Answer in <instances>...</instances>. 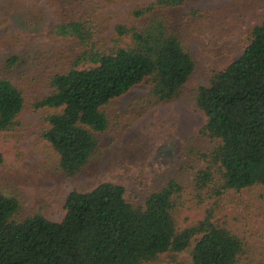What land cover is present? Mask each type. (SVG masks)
I'll list each match as a JSON object with an SVG mask.
<instances>
[{"label": "trees", "instance_id": "obj_1", "mask_svg": "<svg viewBox=\"0 0 264 264\" xmlns=\"http://www.w3.org/2000/svg\"><path fill=\"white\" fill-rule=\"evenodd\" d=\"M93 0H61L63 21L53 39L75 40L81 53L72 67L48 79L52 92L32 106L47 110L43 139L59 158L58 169L75 176L98 150V135L110 129L107 107L136 86L148 83L146 106L178 99L195 71L186 46L202 11L180 14L187 0H156L133 5L128 20L109 25ZM115 1V0H113ZM87 6L88 12H67ZM31 30L38 21L18 17ZM111 30L109 36L107 32ZM26 65L18 55L0 76V133L16 131L27 108L25 94L10 75ZM196 106L206 117L200 135L214 143L201 154L207 164L196 177L200 193L221 195L264 186V19L249 37L244 54L200 86ZM0 153V165L4 164ZM184 188L173 180L152 192L144 205L126 198L124 186L103 183L92 191H73L66 215L53 222L42 215L19 221V203L0 192V264H151L167 253L180 254L196 241L193 264H240L245 245L213 214L179 229L176 213Z\"/></svg>", "mask_w": 264, "mask_h": 264}, {"label": "rangeland", "instance_id": "obj_2", "mask_svg": "<svg viewBox=\"0 0 264 264\" xmlns=\"http://www.w3.org/2000/svg\"><path fill=\"white\" fill-rule=\"evenodd\" d=\"M156 0H93L90 10L103 20H128L133 5ZM87 6L67 12H88ZM61 0H0V76L5 61L21 56L26 65L10 75L25 94L27 108L20 127L0 133V192L19 203L16 219L22 221L42 215L61 222L66 200L73 191L89 192L103 183L120 184L126 198L135 206L144 205L154 191L175 180L184 188L183 207L176 213L180 230L213 214L214 222L239 236L244 245L240 264H264V186L218 195L206 189L198 192L196 177L207 167L201 154L214 148L200 131L206 117L195 102L200 86H208L212 73L226 69L245 52L252 30L264 19V0H187L180 9L186 15L202 11L193 22L186 46L195 62V71L178 99L146 106L151 87L136 86L107 107L110 129L98 135V150L85 168L75 176L58 169L59 158L43 139L47 110L32 106L52 90L48 79L67 72L81 53L72 39H53L50 30L63 21ZM38 21L25 28L18 17ZM110 21V20H108ZM111 30L107 32L109 36ZM196 241L185 252L167 253L151 264H193Z\"/></svg>", "mask_w": 264, "mask_h": 264}]
</instances>
